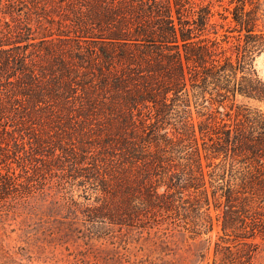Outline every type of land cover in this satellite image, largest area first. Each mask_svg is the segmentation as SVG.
I'll list each match as a JSON object with an SVG mask.
<instances>
[{"label": "rangeland", "instance_id": "374dc122", "mask_svg": "<svg viewBox=\"0 0 264 264\" xmlns=\"http://www.w3.org/2000/svg\"><path fill=\"white\" fill-rule=\"evenodd\" d=\"M108 1L0 0V39L11 43L5 49L37 69L38 91L52 98L24 125L0 131V185L8 175L17 183L7 195L0 191V264H264L262 188H241V166L232 171V159H214L199 133L198 143H165V132L174 137L179 127L171 107L160 132L166 169L153 177L162 195L163 173H177L167 206L129 201L140 174L125 164L119 141L139 143L147 131L149 111L131 115L127 105L143 78L122 60L123 47L79 28ZM194 1L211 5L209 38L222 44L229 35L226 48L238 43L234 9L246 2L264 44V0ZM254 68L264 83V49ZM189 90L197 130L201 121L234 125L238 113L264 114V102L239 94L223 99L210 87L203 99Z\"/></svg>", "mask_w": 264, "mask_h": 264}, {"label": "trees", "instance_id": "16d2710c", "mask_svg": "<svg viewBox=\"0 0 264 264\" xmlns=\"http://www.w3.org/2000/svg\"><path fill=\"white\" fill-rule=\"evenodd\" d=\"M97 6L99 10L79 20V28L82 31L89 27L97 29L102 39L124 48L122 60L134 66L135 73L143 78L142 88L127 100L130 113L133 115L134 109L149 111V117L143 121L147 131L143 130L139 143L132 145L126 138L119 141L125 164L136 165L140 174L136 178L141 182L137 191L140 194H131L129 201L147 208L167 206L163 200L173 190L177 173L171 170L163 173L161 186L167 185V188L162 195L158 194L159 185L154 184L153 177L161 175L159 169H166L163 164L167 160L160 153L163 138L160 132L164 130V117L170 107L179 127L174 137L165 132V143H198L199 133L204 143H212L208 151L214 159L222 156L225 160L232 159L235 162L231 164L232 171L237 164L241 166L236 170L241 188L252 183L264 192V114L238 113L240 119L237 118L234 125L217 119L201 121L197 130L189 99L191 86L203 99L213 87L223 99L239 94L264 102V83L254 68L255 55L264 49L255 35L256 11H247L246 2L234 9L233 22L240 37L237 44L226 48L223 42L230 43L229 35H223L222 44L218 38H209L214 16L211 5L198 4L194 0H109L106 6H102V2ZM213 33L218 35V31ZM242 34L247 37L244 44ZM4 39H0V131L8 133V127L24 125L41 110L42 103L52 98L38 91L40 74L37 69L26 59L20 60L19 54L5 49L11 43ZM12 79L16 81L15 90L8 89L14 83ZM29 109L34 110L33 113ZM129 122L135 123L134 120ZM201 172L204 176L203 170ZM16 186L15 178L8 175L1 181L0 191L7 195V190ZM2 198L1 195L0 200Z\"/></svg>", "mask_w": 264, "mask_h": 264}]
</instances>
